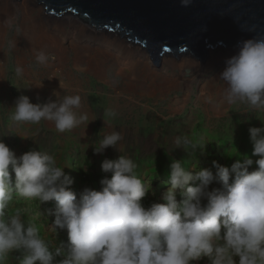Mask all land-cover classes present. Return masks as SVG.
<instances>
[{
    "label": "clouds",
    "instance_id": "1",
    "mask_svg": "<svg viewBox=\"0 0 264 264\" xmlns=\"http://www.w3.org/2000/svg\"><path fill=\"white\" fill-rule=\"evenodd\" d=\"M45 59L42 52L36 55L39 63ZM22 71L18 67L16 74ZM218 78L226 84L229 105L246 103L264 110V38L238 41ZM56 93L55 99L35 104L19 95L11 118L34 124L51 121L59 133L73 130L87 119L75 111L81 97ZM248 132L251 156H235L230 166L213 161L210 168L193 172L173 159L162 202L147 207L149 191L130 157L105 158L101 171L110 178L105 175L99 190L85 188L77 199L73 179L65 167L57 166L54 155L33 148L17 156L0 139V264L13 251L21 254L20 264H264V122ZM122 139L116 131L105 135L93 147L94 154L108 148L118 152ZM175 143L186 152L188 147L199 149L183 136ZM14 194L40 206L54 202L47 215L54 217L57 233L66 231V248L61 243L53 251L19 210L7 214Z\"/></svg>",
    "mask_w": 264,
    "mask_h": 264
},
{
    "label": "rangeland",
    "instance_id": "2",
    "mask_svg": "<svg viewBox=\"0 0 264 264\" xmlns=\"http://www.w3.org/2000/svg\"><path fill=\"white\" fill-rule=\"evenodd\" d=\"M1 24L0 21V32L5 30L0 34V139L17 156L33 148L54 155L57 166L65 167L64 171L73 179L71 187L77 199L85 188H101V179L105 175L110 178V174L101 171V162L105 158L115 159L120 154L137 164L136 175L149 191L144 199L146 207L153 202H162L161 197L169 187L165 181L173 159L181 160L187 170L196 172L199 168H210L213 161L230 166L237 159L235 156H251L248 129L262 126L264 110L252 109L246 103L229 105L226 102V84L218 78L225 62L212 67L203 77L186 69L185 73H179L184 81L182 89L166 93L157 86L159 82L154 84L145 81L144 77L134 83L127 79L123 70L129 67L128 61L96 66L99 70L94 69L95 64L88 66V63L78 62L76 54L70 50L75 43L73 38L77 36L73 31L65 36L54 32L62 47L72 44L69 52L60 50L62 54L59 55L57 46L49 39L45 42L26 40L19 23L7 28ZM91 33L89 35L96 36ZM87 41L103 44L86 37L77 40L76 48L82 44L89 46ZM93 49L101 52L98 56L105 52L99 47ZM113 50L124 54L120 49ZM41 52L46 57L43 63L36 60V55ZM18 67L23 70L19 76L16 74ZM89 67L97 73L91 72ZM54 91L58 92V97L71 93L79 95L81 101H86L95 111V122L87 116L73 130L59 133L51 121L34 124L11 118L15 112L14 101L19 95H27L35 104L45 102L49 97L55 99ZM108 111L114 112L115 116L106 115ZM114 131L123 137L116 145L118 152L108 148L103 154H94L93 147H98L99 141ZM177 136L186 137L200 150L185 146L188 153L177 148ZM252 167H256L255 164ZM180 199L178 190L177 200ZM53 207L54 202L40 206L36 200L14 194L7 214L19 210L25 221L32 220L40 236L55 251L61 243L66 248L68 240L66 231L57 233L52 225L54 217L47 215V210ZM20 255L15 251L9 253L3 264H20ZM200 264H208V261Z\"/></svg>",
    "mask_w": 264,
    "mask_h": 264
},
{
    "label": "water",
    "instance_id": "3",
    "mask_svg": "<svg viewBox=\"0 0 264 264\" xmlns=\"http://www.w3.org/2000/svg\"><path fill=\"white\" fill-rule=\"evenodd\" d=\"M55 18L72 15L98 32L126 38L156 71L170 55L202 70L211 52L264 38V0H38Z\"/></svg>",
    "mask_w": 264,
    "mask_h": 264
},
{
    "label": "bare ground",
    "instance_id": "4",
    "mask_svg": "<svg viewBox=\"0 0 264 264\" xmlns=\"http://www.w3.org/2000/svg\"><path fill=\"white\" fill-rule=\"evenodd\" d=\"M20 16L21 19H19ZM0 21L3 28H7V26H11L14 23H19L22 35L25 36L26 40L35 39L45 42V40L49 39L53 43L52 45L57 46V54L59 55L60 53L62 54L60 50L69 52L72 44L67 46L68 48L62 47L61 41L59 42L57 35L65 36L73 31V35L76 33L77 36L73 38L75 43L72 47L73 49L70 50H73V53L76 54L78 62L88 63V66L95 64V66H93L95 69L96 66H104L110 62L117 65L128 61L129 67L123 70L125 71L124 73L127 79L134 83L138 82L141 77H144L145 81L150 80L154 84L155 82H159L157 86H160L159 89L166 93L182 89L184 81H182L183 77L179 73H185L186 69H191L194 73H200L203 77L212 67L218 66L220 62H225V60L236 51L209 53L202 70H200L188 56L169 54L161 64V67L154 71L148 55L126 38H121L118 34L109 32H98L72 15H65L58 18L50 16L46 13L44 7L38 4V0H0ZM49 21H52V24ZM4 30L0 32V34H3ZM90 31L92 32L91 34L94 33L96 36L89 35ZM54 32H56L57 35ZM98 35H100V37H98ZM86 37L95 38L97 41L99 40V42L107 45V47L103 44L90 43L87 41L86 44L89 46L82 44L76 48L77 40ZM94 47H99L105 52L101 56H98L101 52L93 49ZM113 48L124 51V54L118 53L113 50ZM46 51H48V49ZM94 54H97V56ZM96 59H98L97 62L95 61ZM96 69L99 70L98 68ZM89 70L93 72L92 67H89ZM143 74L147 75L144 76ZM94 75L96 76V74ZM70 95L75 94L71 93ZM75 111L77 116L80 114L90 116L92 123L96 120L95 111H93L84 100L81 101L80 107L75 109Z\"/></svg>",
    "mask_w": 264,
    "mask_h": 264
}]
</instances>
